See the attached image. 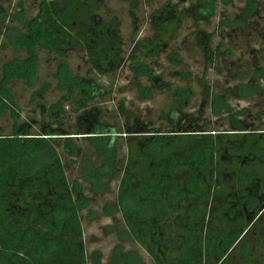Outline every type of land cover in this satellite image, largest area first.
Instances as JSON below:
<instances>
[{"label":"trees","instance_id":"obj_1","mask_svg":"<svg viewBox=\"0 0 264 264\" xmlns=\"http://www.w3.org/2000/svg\"><path fill=\"white\" fill-rule=\"evenodd\" d=\"M120 1L135 31L141 0ZM237 1L166 2L149 14L148 35L132 38L127 54L104 0H37L29 18L19 5L5 30L0 8V35L14 55L0 77V98L13 119L11 133L0 134V264H264V106L257 102L264 97V0ZM186 22L182 55L175 40ZM229 33L232 47L224 41ZM193 51L199 72L186 63ZM39 52L55 69L35 88ZM72 52L84 56L86 75L73 74ZM122 68L136 103L171 95L163 125L124 106L116 114L123 127L104 120V108L93 103L111 88L94 77L109 80ZM209 68H222L231 84L212 89ZM13 80L31 90L37 119L17 122L7 90ZM52 83L58 99L48 104ZM195 83L205 97L191 120L193 113L181 110ZM70 116L91 124L70 131L62 125ZM66 164L78 170L74 187ZM114 182L112 201L86 212ZM82 213L87 222L110 219L103 231L115 243L105 258L85 249Z\"/></svg>","mask_w":264,"mask_h":264},{"label":"rangeland","instance_id":"obj_2","mask_svg":"<svg viewBox=\"0 0 264 264\" xmlns=\"http://www.w3.org/2000/svg\"><path fill=\"white\" fill-rule=\"evenodd\" d=\"M180 1L183 3L186 0H141L138 6V10L136 12L135 31L132 30L133 25L131 24V20L127 13L126 6L124 5V3H121L120 0H104L103 8H108L111 12V15L114 18H116L117 22L119 23L122 33L124 52L125 54H127L132 46L131 43L132 38H135L137 40L139 38L148 35L149 14L166 2H169L170 4H179ZM36 2L37 0H0V5H1L0 8L5 12V14H7L8 17V21L2 24V30L3 29L5 30V28L9 27V12L15 13L16 11L19 10V5H21L25 7L26 16L29 18L30 15H34L33 9L36 6ZM235 3H238V1L235 0ZM187 5L188 3L183 4V6L182 5H177V6L178 7L182 6V8H186ZM221 10L222 7L219 6L217 8V15L220 14ZM228 11L229 12L227 13L231 14L235 11V9L232 10L228 9ZM188 22H186V24L183 25L182 29L176 36V40H175L177 45L176 48L179 50V53H181L182 55H185L183 46L185 45L186 47V42L185 41L183 42V39L187 37L190 32V27ZM215 22L217 21L215 20ZM248 34H249V38H253L256 35V33L253 35L251 32H248ZM225 36L228 37V40H224L226 42V45H231L232 47L233 44L237 43L234 42L235 39L232 38L230 33ZM221 37L222 36L220 32L216 33L214 38L215 43L219 39H221ZM247 39L248 37H245L244 39L242 38L241 41H239V44L241 45L246 44L245 40ZM3 44L4 45L6 44L5 49H2L1 47ZM192 53L193 54L189 59L186 57L187 58L186 63H188V65L193 69H196L195 72H199L201 71V67L199 63L198 65L195 64L197 58L196 56H193L195 55V52L193 51ZM21 56L24 57V51L20 53V57ZM38 56H39V73L36 79L35 88H38L42 82L51 81L50 75L55 69V63L50 62L51 57H49L43 52H39ZM13 57H14L13 52L9 49L8 38L6 36L0 35V77H1L2 64L6 61H9V59ZM84 61H85L84 56L76 52L69 53L67 57V62L73 74H77L79 76L86 75ZM160 61L164 62V56H161ZM215 65L218 66V64ZM205 72H207V79L209 81L208 85L217 92L223 91L224 89L227 88L228 85L231 84L228 78H224L225 73L222 68L220 69V72L213 71L210 68L207 69ZM90 76L94 77V75L92 74H90ZM127 77H128V72L125 68H122L117 74L111 76L109 80H106L105 78L102 77L101 78L94 77L100 84L107 87L106 89L111 88V92L109 95H107L105 98L101 100H95L93 103V104H98L104 108L105 111L104 120L115 126L123 127V121L118 116H116V114L120 109V107L124 106L125 109H132L134 113L140 117L141 121L143 122L147 120L151 121V123H153V127L157 128L160 125H163L164 119L166 118L165 110L169 106L170 103L169 101H171V95L162 94L150 103H144V104L136 103L133 97V93L130 91L129 87L127 86V79H126ZM197 85L198 84L196 83L194 84L196 92L192 94L191 99L188 100L189 101L188 108L181 110L182 112L188 111V113H193L191 120L199 116V115L197 116L195 110L199 108V105L203 97H205L204 94L205 89L197 88L196 87ZM9 88H10V94L12 96L11 101L18 115L17 122L21 124L25 122L27 117H31V116L37 119L38 116L36 114L35 115L37 117L34 116V114L31 112L33 109L32 103L29 102L31 90L27 89L23 85V83L19 80H13L12 83L10 84V87L8 85L7 88L8 92H9ZM57 99H58V94L54 91L53 83H52V87L48 92V94L46 95V101L48 104H50L52 102H55ZM257 102L259 105L264 106V97L258 99ZM8 105L9 104H4L2 98H0V134L2 135H9L12 131L13 119L9 114ZM232 105L235 109L247 107V104L244 102H240V103L233 102ZM199 122H202V120ZM90 124L91 122L89 119L82 121L78 117H74V116L67 117L65 122L62 123L64 128L69 129L70 131L73 129H77V130L80 129L84 131L89 127ZM120 147H123L122 143ZM64 167L69 184L71 185V187H74L75 184L78 183L77 182L79 178L78 170L76 169L74 164H66L64 165ZM116 186H117L116 182H114L111 185V194L106 198H101V197H96L94 199L91 198L89 207L88 209H86V212L89 209L99 211L100 206L105 201H112V199L114 198V192L116 190ZM82 190H83V194H85V196L88 197L89 195L85 191V188H83ZM85 214L86 213H82V221H81L85 249L87 250L88 253L94 250H98L102 253L103 258H105L115 243L114 237L105 236L103 231V228L106 225L111 224V221L110 219H105L100 217L94 222H87L85 218ZM148 262L149 261H147V264H150Z\"/></svg>","mask_w":264,"mask_h":264}]
</instances>
